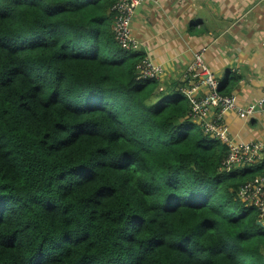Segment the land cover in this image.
<instances>
[{"label": "trees", "instance_id": "trees-1", "mask_svg": "<svg viewBox=\"0 0 264 264\" xmlns=\"http://www.w3.org/2000/svg\"><path fill=\"white\" fill-rule=\"evenodd\" d=\"M116 0H0V264H264L226 146L137 79ZM220 92V91H219Z\"/></svg>", "mask_w": 264, "mask_h": 264}, {"label": "crops", "instance_id": "crops-1", "mask_svg": "<svg viewBox=\"0 0 264 264\" xmlns=\"http://www.w3.org/2000/svg\"><path fill=\"white\" fill-rule=\"evenodd\" d=\"M131 33L138 52L164 69L159 91L181 90L194 54L204 50L221 94L241 106L264 95V0H145L135 11ZM218 114L213 110L208 118ZM221 116L235 142L262 145L258 166L263 164L264 112L247 119L231 111Z\"/></svg>", "mask_w": 264, "mask_h": 264}, {"label": "built area", "instance_id": "built-area-1", "mask_svg": "<svg viewBox=\"0 0 264 264\" xmlns=\"http://www.w3.org/2000/svg\"><path fill=\"white\" fill-rule=\"evenodd\" d=\"M145 0H116L111 8L113 13L112 33L117 44L125 51H139L140 44L133 38L131 23L136 9ZM204 50L197 51L187 69L184 87L179 90L190 104L189 117L205 134L226 146V155L221 162V171L231 168L253 167L261 162L262 145L250 142H235L229 135L221 114L234 112L239 118L247 119L257 112H264V95L249 106L237 104L231 95L219 92L217 81L203 60ZM164 73L161 64L144 57L137 66V79L158 81ZM160 90V88H159ZM219 114L209 119L210 112ZM239 200L252 206L258 213V221L264 226V174L245 183L238 191Z\"/></svg>", "mask_w": 264, "mask_h": 264}, {"label": "water", "instance_id": "water-1", "mask_svg": "<svg viewBox=\"0 0 264 264\" xmlns=\"http://www.w3.org/2000/svg\"><path fill=\"white\" fill-rule=\"evenodd\" d=\"M256 225H257V226H260V227H264L263 224H262L260 221H257V222H256Z\"/></svg>", "mask_w": 264, "mask_h": 264}]
</instances>
